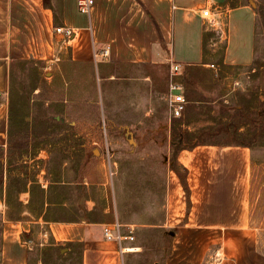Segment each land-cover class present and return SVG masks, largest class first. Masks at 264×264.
Listing matches in <instances>:
<instances>
[{"label": "crops", "instance_id": "crops-1", "mask_svg": "<svg viewBox=\"0 0 264 264\" xmlns=\"http://www.w3.org/2000/svg\"><path fill=\"white\" fill-rule=\"evenodd\" d=\"M205 9L218 15L226 34L222 53L209 44L215 32ZM60 27L75 34L68 38L57 32ZM257 29L256 8L240 0H95L88 15L80 12L79 0H0V149L9 145L12 85L25 64L45 76L33 107L36 100L56 109L54 119L71 122L80 136L108 119V143L118 130L129 145L117 183L119 162L108 152V198L101 208L90 193L96 183L86 173L77 171L83 181L76 185L85 187L75 201L66 191L72 182L57 178L48 189L51 181L40 176L45 167L37 181L18 180L19 186L24 182L18 191L22 210L13 213L18 218L0 211V264H43L35 254L39 241L79 254L81 264H128L140 247L135 239H107L108 227L134 238L136 230L167 232L168 251L156 264H264V230L254 217V147L186 143L187 133L199 128L214 132L217 105L230 104L231 79L256 71ZM106 49L108 57L102 56ZM176 64L181 69L173 79L188 102L181 118L172 117L167 103ZM235 128L232 123V133ZM48 156L40 149L23 161L40 165ZM176 163L187 172L189 195ZM34 183L45 191L41 209L32 204ZM48 213L80 220L46 222Z\"/></svg>", "mask_w": 264, "mask_h": 264}, {"label": "rangeland", "instance_id": "rangeland-1", "mask_svg": "<svg viewBox=\"0 0 264 264\" xmlns=\"http://www.w3.org/2000/svg\"><path fill=\"white\" fill-rule=\"evenodd\" d=\"M240 2L253 5L258 13L257 49L254 65L256 71L243 70L231 79L233 84L230 91L233 92L229 97L230 104L227 106L221 100L217 105L219 115L215 117L220 120L216 121L219 122L217 128L211 130L214 132L206 134L199 128L194 130L192 137L187 136L186 143L187 146L209 142L234 143L251 139L254 135L253 131L257 132L258 139L256 138L253 143L255 150L254 217L256 223L264 230V121L261 119L264 112V0H240ZM209 44L215 45L213 47L217 51L219 50L218 53H222L226 44V34L222 36L214 33ZM42 79H45L44 74L31 64L23 65L22 70L17 73L16 93L12 97L15 105V118L12 123L10 141L6 149H0V200L4 198L5 193L6 196H10V199L6 198V204L0 205V211L2 208L5 209L7 218H10V215L16 211L22 210L19 208L20 206H17V201L20 194L18 189L20 187L22 189L24 182L22 186H17L18 180H39L38 176L43 167L46 168V172L40 176L43 180L51 181L48 184L49 190L55 187L57 178L74 183L66 187L69 200L74 201L85 187L76 185V181L81 180L80 182H82L81 177L85 173L89 175L91 182L96 183L90 185L91 196L95 198L98 208H101L105 203L104 198L106 196L108 198V152H110L112 161L116 159L119 162V173L115 178V183H117L118 177L121 175L122 153L129 147L127 137L121 136L118 130L113 131L114 134L109 137L108 143V119H101L96 126L94 124L95 132L90 136H80L76 127L70 124L71 122L54 119V115H57L56 109H46L43 102L36 100L33 102V107L32 100L36 99L34 91L36 87L40 86ZM242 95H245L243 96L245 98H241ZM241 101H243L242 107L237 109V104ZM35 117L38 119L37 122ZM232 118L234 121L230 120ZM227 119L229 121H226ZM232 123L236 126L234 133L230 129ZM237 123L242 128L241 132L238 131ZM82 145H87L86 152H79ZM40 149L48 151L47 162H41L40 165H36L40 160L24 163L25 158L31 157L33 160ZM94 151L97 153L95 154ZM30 154L32 155L30 156ZM65 162H68V165L64 167ZM77 171H80L81 177L78 176ZM23 173H26V176H22ZM79 188L83 190L80 192ZM36 206L34 203L35 209ZM146 218L150 219V216ZM2 224L3 218L0 213V246ZM134 236L133 245L139 246L140 250L134 253V257L128 264H156L164 259L171 238L167 232L142 229L136 230ZM48 246L43 247L39 241L38 250L35 248L36 252L34 251L37 258L43 260V264H81L79 254L75 253L73 256L65 247L53 249L52 246Z\"/></svg>", "mask_w": 264, "mask_h": 264}, {"label": "built area", "instance_id": "built-area-1", "mask_svg": "<svg viewBox=\"0 0 264 264\" xmlns=\"http://www.w3.org/2000/svg\"><path fill=\"white\" fill-rule=\"evenodd\" d=\"M94 5H95V0H79V9L82 14H86V15L90 14ZM203 16L208 21L209 25L211 26V28L216 34L224 36V31L218 21L217 14L213 13L210 9H205L203 11ZM57 32L64 33L68 38H71L75 34L73 29L62 28V27L57 28ZM102 56L108 57L109 49H106L102 53ZM180 69H181V66L178 64L172 67V71H171L172 81L170 84V90H169L168 97H167L168 107H169L172 117L174 118H181L184 115L187 105H188V102L184 94L178 92L181 89L180 86L173 79L179 74ZM111 174L113 175L112 172ZM120 227L121 226L117 223L116 228L118 229V231L120 230ZM105 236L109 240H118V241H123L125 239L134 241L135 239L133 236H129V237L123 236L120 233V231L117 234H115L112 231V229L109 227L105 229Z\"/></svg>", "mask_w": 264, "mask_h": 264}, {"label": "trees", "instance_id": "trees-1", "mask_svg": "<svg viewBox=\"0 0 264 264\" xmlns=\"http://www.w3.org/2000/svg\"><path fill=\"white\" fill-rule=\"evenodd\" d=\"M213 35L214 34H212L210 36L212 37ZM206 41H208V40L206 39ZM254 65H255V63H254ZM11 93H12V97L16 93V79L14 80V84L12 85V92ZM13 117L15 118L14 115H13ZM14 118H13V120H14ZM261 119L264 121V112L261 115ZM13 120H12V123H13ZM11 131L12 130H10V134H11ZM253 133H254L253 138L248 139V140H244V141L234 142V144L245 145V146H253L254 140H256V138L258 139L257 132L253 131ZM186 136H188V137L191 136L192 137V133H187ZM239 136H242V135H239ZM174 169L178 172L180 178L182 179V182H183L184 186L186 187V189L188 191V195H189L190 191H189L188 184H187V172L185 170H182V168H180L177 163L175 164ZM18 190H20V189H18ZM32 196H33L32 197V199H33L32 200V204L36 203L37 209H41V208H43L45 206V191L41 187V185H39L38 183H34V185L32 187ZM50 204H52V203L50 202ZM20 205H21L20 202L17 201V206H20ZM43 217H44L46 222H50V221H52V222L53 221L54 222H56V221L77 222V221L80 220V218L77 215H70L68 217H66V216L63 217L60 214H50V213H48V214H45ZM10 218L11 219H15V218H18V216H16L15 214H12V215H10ZM87 218L93 220L96 217L93 218L92 216H90V217L87 216Z\"/></svg>", "mask_w": 264, "mask_h": 264}, {"label": "bare ground", "instance_id": "bare-ground-1", "mask_svg": "<svg viewBox=\"0 0 264 264\" xmlns=\"http://www.w3.org/2000/svg\"><path fill=\"white\" fill-rule=\"evenodd\" d=\"M130 251H137V248H136V249H132V250H130Z\"/></svg>", "mask_w": 264, "mask_h": 264}]
</instances>
